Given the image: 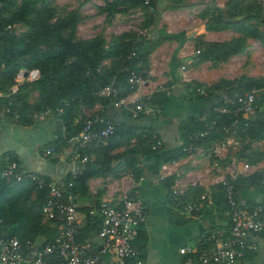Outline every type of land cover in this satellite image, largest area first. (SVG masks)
I'll list each match as a JSON object with an SVG mask.
<instances>
[{
	"label": "crops",
	"instance_id": "obj_1",
	"mask_svg": "<svg viewBox=\"0 0 264 264\" xmlns=\"http://www.w3.org/2000/svg\"><path fill=\"white\" fill-rule=\"evenodd\" d=\"M187 55L176 46L169 51L154 47L146 57L141 83L112 108H103L107 94L104 88L99 90L95 102L78 107L68 124V137L57 148L54 146L56 139L66 134L57 110L32 112L26 116L31 119L30 124H25L18 122L0 104V233L19 240L29 237L34 245L45 240V235L38 232L39 227L53 228V224L45 220L36 190L29 184L13 182L5 169L14 162L22 173L58 183L72 172L81 173L84 163L70 159L74 140L82 120L98 115L135 129L130 137L120 140V145L105 151L113 157L110 174L90 177L83 186L76 187V223L80 232L88 230L89 235L85 238L96 247L100 240L96 233H91V228L97 230V225L86 222L85 211L109 203L124 193H134L144 208L145 221L134 241L143 264H183L184 257L177 253L179 248L206 247L203 235L209 229L227 227L226 204L216 196L218 180L222 177L235 182V194L240 204L264 208V92L256 91L259 104L248 114L239 115L240 121L247 123L251 131L246 130L247 126L219 128L218 139L196 143L189 154L177 157L181 124L186 120L202 122L213 104L219 100L227 104L237 96L217 93L203 100L188 98L183 84L193 80L180 72ZM108 64V60L101 63ZM37 78L36 70L19 69L14 83L4 93L0 91V97L14 93L17 86ZM109 83L118 91L123 81L116 77ZM159 89L167 91V100L157 116L147 114L130 118L119 109L129 108L136 99L142 100ZM37 97L36 91L30 92L27 104H35ZM198 131L195 129L193 134ZM154 136L160 147L151 150ZM106 144L107 140L97 141L89 148L87 161L90 164L99 160ZM46 150H51L50 154L46 155ZM170 158L176 159L166 161ZM168 178L172 180L165 184ZM172 190L177 191L187 204L198 202L199 211L190 214L183 208H176L168 196ZM31 226H36V232L28 231ZM248 241L254 246L249 251L250 257L233 264H264V233L251 234ZM100 257L115 264L105 255ZM22 264H32L31 257Z\"/></svg>",
	"mask_w": 264,
	"mask_h": 264
},
{
	"label": "trees",
	"instance_id": "obj_2",
	"mask_svg": "<svg viewBox=\"0 0 264 264\" xmlns=\"http://www.w3.org/2000/svg\"><path fill=\"white\" fill-rule=\"evenodd\" d=\"M158 3L161 4V1L110 0L102 8H99L98 11L101 14H105L109 21V17L110 20H116L129 8L144 7L145 10L149 8L152 12L148 14L146 23L144 24V28L147 29L153 27ZM262 10V4L257 0H228L225 3L224 12L218 9L210 12V17L204 23V30H232L245 38L247 37L256 41L264 48V31L248 24L250 20L261 18ZM202 15L207 16L208 12L205 11ZM53 17L54 9L48 4V0H0V91L4 93L14 83L19 69H34L38 74L36 80L19 85L16 87L14 93L11 94L10 92V95L6 97H0V104L18 122L25 124H30L31 119L26 118V116L32 112H53L57 110L61 125H64V132L66 133L59 135L56 139V145L54 146L57 148L68 137L67 135L70 133L68 124L78 111V107L95 102L98 99L96 93L99 90L102 88L114 90V92H109L103 100L104 109L106 107L112 108L113 104L134 90L135 86L129 82V79L133 76L143 77L145 75L143 68H145L146 57L152 48L151 41L132 33L115 35L110 37L107 42L101 36L91 39L77 38V25L81 21L77 10L69 11L64 16L54 18V20ZM18 23L27 27L28 31L23 35L15 36L11 32V29ZM178 38L177 35L162 36L159 42L165 40L179 42ZM194 48L196 51L195 63L200 64L204 62L216 63L230 56L237 55L244 51L245 45L241 38H233L224 42L200 41L195 44ZM105 60H108L109 64L107 66L101 65ZM116 77L123 81L122 87L118 91L115 90L114 86H110L109 83L112 78ZM183 89L187 97L193 100L208 99L217 93L234 94L235 96L237 95V98L245 93L253 92V106L256 107L259 104V100L255 92L258 91L260 94L264 92V78L252 79L239 76L233 80L220 79L207 87L191 81L183 84ZM32 91H36L38 97L35 104L28 105L26 101L27 96ZM166 92L160 89L155 90L148 97L142 99L144 104L157 110V113L153 116H157L165 105L167 100ZM234 95L231 97H234ZM221 107H227L231 113L221 114L217 112V109ZM236 107V103L227 105L224 103V100H219L211 106L206 120L202 122L184 121L180 126V143L178 145L177 157L185 155L183 148L190 143L196 144L220 137L217 132L210 131L207 136L191 142L189 137L195 129L200 131L205 125L209 124H213L217 129L229 125L235 118L242 124L243 122L240 121L239 115L232 113ZM119 109L130 118L148 116L141 112L132 117L129 108L119 107ZM98 117L110 121L114 126V131L106 139L107 144L102 151L103 153L99 156V160H96V162L90 164L87 160L89 148L97 141L82 151V155L86 157V162L83 164L84 169L73 181L72 189L74 192L77 185L83 186L88 178L107 175L112 172L109 165L113 157L107 155L105 151L115 145H120V140L124 137H130L132 131L135 129L128 125L116 124L108 116L98 115ZM81 125L78 129L79 131ZM98 127H101V125L98 124ZM246 130L251 131V127L248 129L247 126ZM154 138L159 141L156 136ZM148 148L151 151L150 144ZM174 159L176 158H170L166 161ZM1 171L2 169H0V173ZM9 177L15 183L29 184L30 188L35 189L39 199L42 201L41 207L43 206L45 201V192L43 190L36 189L34 185L27 181L16 182L12 176ZM70 177L68 175L62 182H68ZM171 180L172 178H168L164 182L165 184L166 182L169 184ZM169 193L170 191L168 192V196ZM217 194L216 196L221 197L225 202L223 190L220 186L217 189ZM182 201L184 204H187L186 201ZM193 203L199 204L198 202L188 204ZM172 204L174 205L173 202ZM182 205L175 207L182 208ZM87 211H85L86 222L98 225L97 217L92 220L87 218ZM48 222L53 224V228L46 226L43 228L39 227L38 232L45 235V240L41 244L35 245L36 247L42 246L47 242H52L57 234L56 224ZM35 227L31 226L28 231L34 232ZM91 233H96V229L92 230L91 228ZM80 235L82 238L87 237L89 235L88 230L80 232ZM5 236L11 237L8 234H5ZM20 240L33 242L29 237L21 238ZM249 257V251H245L243 256L237 261Z\"/></svg>",
	"mask_w": 264,
	"mask_h": 264
},
{
	"label": "built area",
	"instance_id": "obj_3",
	"mask_svg": "<svg viewBox=\"0 0 264 264\" xmlns=\"http://www.w3.org/2000/svg\"><path fill=\"white\" fill-rule=\"evenodd\" d=\"M185 70L180 66V72ZM142 78L133 76L129 82L133 86L141 83ZM106 94L114 92L104 88ZM254 96L252 92L245 93L227 105L237 104L232 111L233 114H248L254 108ZM129 110L132 117L138 113H145L153 116L157 110L150 108L136 99ZM221 114L231 113L227 107L217 109ZM98 124L101 127H98ZM236 128L246 126L240 124L237 118L227 125ZM226 126L220 128L225 129ZM213 124L205 127L196 134H191L189 140L192 142L203 138L210 131L217 132ZM114 131L110 121L102 117L86 118L77 134L70 159L80 163L86 162L82 151L88 148L95 141H105ZM195 143H190L183 148L184 154H189ZM160 147V142L153 140L151 150ZM46 150L45 154H50ZM247 168V166H244ZM8 176H12L16 182H29L38 190L45 192V201L42 207V214L46 221L56 224L57 234L52 242H47L36 247L29 240H19L15 237H6L0 233V264H22L31 257L32 264H110L101 260L100 255H105L114 260L115 264H143L138 250L134 247V241L139 227L145 221V212L141 202L134 193H124L109 203H101L96 208L87 211V218L92 220L97 217L96 237L100 245L96 247L87 238H82L76 223L77 198L73 191V181L78 172L70 174V180L66 183L45 180L41 177L22 173L14 162H10L5 170ZM218 185L223 190V196L227 205V227L209 229L204 235L206 247L183 246L177 253L183 256V264H233L239 260L245 251H251L254 246L248 239L251 234L264 233V208L261 206L245 207L236 198L232 179L222 177ZM171 201L174 206L182 205L187 213H197L199 204H184L177 191H170Z\"/></svg>",
	"mask_w": 264,
	"mask_h": 264
},
{
	"label": "rangeland",
	"instance_id": "obj_4",
	"mask_svg": "<svg viewBox=\"0 0 264 264\" xmlns=\"http://www.w3.org/2000/svg\"><path fill=\"white\" fill-rule=\"evenodd\" d=\"M110 0H48L54 9V18L62 17L72 10H77L81 18L77 25L76 37L91 39L101 36L105 42L110 37L121 33H132L151 41V48L163 47L181 49L187 58L181 63L185 68L183 75L191 77L194 82L202 86L224 79L233 80L239 76L252 79L264 78V48L256 41L245 38L232 30L206 31L204 23L213 10L224 12L228 0H160L157 14L154 16L152 28H144L147 16L152 11L144 7L129 8L116 20H110L98 10ZM262 4V17L248 21V24L264 31V0H257ZM208 15H202L204 12ZM52 22V21H51ZM27 27L18 23L11 32L15 36L27 32ZM177 35V41L159 42L162 36ZM233 38H241L245 49L243 52L230 56L218 62H204L196 64L195 44L200 41L224 42ZM151 49V50H152Z\"/></svg>",
	"mask_w": 264,
	"mask_h": 264
}]
</instances>
